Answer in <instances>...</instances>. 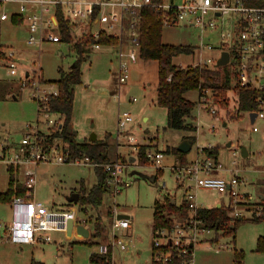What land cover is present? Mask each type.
<instances>
[{
    "label": "built area",
    "instance_id": "1",
    "mask_svg": "<svg viewBox=\"0 0 264 264\" xmlns=\"http://www.w3.org/2000/svg\"><path fill=\"white\" fill-rule=\"evenodd\" d=\"M148 7L160 10L163 27L183 24L199 28L202 36L195 46L198 60L193 66L220 69L222 75L229 77L230 85L225 98L212 88L198 90L200 108L203 105L211 115H218L220 105L229 106L230 91L235 93L236 102L239 100V87L252 90L256 102V109L239 110V115L242 113L251 120V114L256 113L254 122L251 121L253 125L260 116L264 117V0H0V23L9 22L18 26L14 25L13 19L21 18L22 24L29 29L26 44L31 48L40 50L47 43L69 44L74 48L76 44H81L88 51L86 56L90 52L107 54L109 61L115 65L119 93L129 81L131 65L141 59L140 25L143 11ZM60 10L70 26L72 41L64 40L59 22ZM205 33L209 36L205 37ZM4 46L0 53V69H6L11 76H15L26 59L18 51L19 48ZM224 52L229 53V60L219 66L217 64ZM37 71L39 75L32 78L26 72L21 84L23 89H31L33 99L37 101L41 115L38 124L27 125L19 140L0 136V164L14 179L15 189L21 183L32 195L31 198L18 194L14 196L10 204L12 220L8 227L9 240L20 245L63 242L74 236L84 240L86 238L78 234L77 226L82 224L87 227L91 236V225L76 219L77 202L68 201L61 208L53 209L35 199L38 167L42 163L68 162L103 167L109 174L111 192L113 195L120 193L122 187L130 185L124 179L125 170L138 163L139 159L140 144L129 133L135 117L129 111L118 114L115 160L100 164L92 162L88 156L73 159L65 138L60 134L64 116L53 113L48 105L50 97L59 95V87L53 82L41 80V68ZM132 100L137 101L136 98ZM211 129H216L215 125ZM257 129L252 127L253 131ZM122 148L130 150L129 154L123 152ZM212 148L211 145L199 148L198 154L202 157L188 165L178 163L170 166L177 182L183 185L191 215L177 219L169 230H153V245L160 250L154 258L162 264L171 263L176 253L183 257L184 264H195V246L202 241V235L213 231L205 228L198 216V211L203 207L195 194L198 189L214 190L227 198V204L222 199L218 207L225 205L228 208V224L239 219H254L264 213L259 195L241 191L244 180L239 176L238 168L230 169L231 180L221 175L222 171H227L224 165L218 158L204 153L205 149ZM230 149L234 157H244L239 145L231 144ZM146 154L147 167L162 169L165 151L152 149ZM232 165L236 166L237 160H233ZM112 212L114 218L110 238L107 243L99 245L97 252L107 255L111 249L113 258L117 249L128 250L130 242L119 233L131 229L132 225L128 218H120L116 209ZM70 221L73 222L71 235L68 234ZM1 228L3 224L0 223V234ZM51 233H61L63 236L53 240Z\"/></svg>",
    "mask_w": 264,
    "mask_h": 264
},
{
    "label": "rangeland",
    "instance_id": "2",
    "mask_svg": "<svg viewBox=\"0 0 264 264\" xmlns=\"http://www.w3.org/2000/svg\"><path fill=\"white\" fill-rule=\"evenodd\" d=\"M10 27L9 22L0 23V43L19 48L18 51L26 61L21 64L15 76H11L6 69H0V136L6 138L11 135L19 140L26 126L38 124L41 116L31 89L29 87L23 89L21 84L23 76L28 72L29 77H37L39 75L37 69L41 68L43 76L41 80H58L59 69L68 71L76 62L79 54L69 44L47 43L40 50L31 48L26 44L29 35L27 25ZM201 36L199 28L186 27L183 24L176 27H164L162 34L164 43L188 45L194 48L200 43ZM207 36L209 34L205 33V37ZM206 55L210 54L206 53ZM197 60L198 53L194 52L174 58V64L188 67L193 66ZM114 67V63L109 61V56L105 53L90 52L81 62V82L74 87V109L69 124V127L77 133L78 141L90 140L91 135L96 134L99 138L97 140L109 142V159L110 161L115 160L117 157L115 148L117 117L121 111H129L135 117L136 125L133 135L140 145L146 139L148 141L151 139L149 144L154 147L153 149L166 151L168 148H177L185 137L194 134L197 140L188 153L189 158L195 155L198 145L206 147L212 144L218 147V159L227 169L221 172L222 176L230 179L232 175L230 169L238 168L240 176L248 182L264 178L262 173H255L258 168H264V117L260 116L253 125L246 115L242 113L239 115L236 95L233 91L229 92V106L224 108L220 105L216 116L211 115L205 106L199 107L198 91L187 92L185 97L196 103L189 121L197 127L195 132H188L169 127L168 110L157 104L158 62L156 60L138 59L132 64L129 81L119 93H117ZM133 98L137 101L133 102ZM212 125H215L216 129H211ZM253 126L258 128L257 131L252 130ZM231 142L239 145L241 149L245 147L248 156L234 157L233 150L228 146ZM121 150L126 151L127 154L130 152L128 149L122 148ZM175 156L173 153L165 152L162 169H153L157 173L155 180L153 177L124 172V179L126 177L125 180L129 181L130 185L122 187L120 193L116 195H113L109 187L103 197V204L97 208L86 207L79 201L76 203V219L79 222L87 221L91 225L92 235L93 225L100 218L107 229V241L112 232L114 218L112 211L116 209L119 214L130 217L133 229L119 233V236L130 242L129 248L126 251L117 249L112 258L113 264H152V223L155 202L163 201L168 194L178 204L183 201V189L178 187L176 176L170 169ZM177 160L180 162L178 157ZM233 160H237L236 166L232 165ZM136 165H140L142 167L140 170L144 172L152 171V168H144L147 165L144 166L139 161ZM9 181V172L3 164H0V192L7 190ZM97 182L95 166L78 165L74 162L42 163L37 171L34 197L37 201L45 203L48 208L58 209L67 204L68 197L73 193L80 194L82 185L89 190ZM256 182L258 183L250 187L254 195H257V190L263 187L259 180ZM195 194L199 204L206 208L216 207L222 199L225 204L228 202L224 195L214 190L198 189ZM11 220L10 204L0 203V223L3 224L0 238V264H31L33 259L41 260L46 264H94L90 261V256L98 251L99 245L95 243L101 242L100 238L89 236L83 240L74 236L71 240L63 242L52 241L36 245L14 244L9 240L8 227ZM238 233L236 246L244 247L247 255L246 264H264V254L260 256L252 252L255 248L252 237L258 234L264 235V222L246 221ZM51 236L53 240H56L63 234L51 233ZM212 238H215L214 231L201 236L202 241L195 246V262L198 247L202 244L211 245L209 239ZM215 244L214 248L226 252L235 245L231 236H222ZM231 256L229 254V259L232 261ZM213 257H216V254H211V259ZM261 257L263 260H260ZM221 263L227 264L226 258L221 261L211 260L208 264Z\"/></svg>",
    "mask_w": 264,
    "mask_h": 264
},
{
    "label": "trees",
    "instance_id": "3",
    "mask_svg": "<svg viewBox=\"0 0 264 264\" xmlns=\"http://www.w3.org/2000/svg\"><path fill=\"white\" fill-rule=\"evenodd\" d=\"M16 18V19H15ZM14 25L22 24L21 18L15 17ZM59 22L62 26L61 31L65 41H72V36L69 31L70 26L64 19L60 10ZM140 42H141V59L145 61L156 60L158 62V83H157V104L165 107L168 110V125L174 129L195 132L196 126L189 121L192 117V112L196 107V103L185 97L187 92L198 91L200 88H212L218 91L220 97L225 98L229 89L230 79L227 75H222L220 69H213L200 66L180 67L174 64V58L181 55L193 54L196 49L188 45H175L163 42V25L162 14L160 10L154 7H148L143 11L140 25ZM1 39V32H0ZM4 44L0 46V53L3 52ZM75 50L79 56L76 62L69 68L68 71L59 69L60 77L55 81H48L57 84L60 93L56 97H50L48 100L49 108L55 114L64 116L63 126L60 134L65 138L71 156L73 159L88 156L92 162L107 163L109 159V142L107 140H85L78 141L77 133L70 129L69 124L72 119L75 99V86L81 82V62L85 59L88 52L81 44L75 45ZM171 75V78L169 76ZM239 100L237 101L240 111H248L256 109L254 92L249 89L237 87ZM223 107H227L224 105ZM193 144L195 138L190 136ZM154 147L150 144L140 145L139 148V163L148 165L147 151ZM166 153L175 154L180 164L188 165L191 162L187 159L188 153H182L177 148L167 149ZM204 153L209 156L218 158V147L205 149ZM98 182L91 189H86L83 185L80 189L79 203L86 207L97 208L103 204V197L109 189V174L103 167H96ZM24 195L31 198L29 191L23 184L19 183L14 188V179L10 178L8 188L5 192H0V203L11 204L14 196ZM173 199L170 196H165L163 201H156L153 214V230L171 229L179 218L190 217L189 204L183 200L180 204L172 203ZM264 205V199H262ZM228 208L225 205L221 207L206 208L202 207L198 211V216L203 221V226L215 232V238L212 241H219L222 236H231L233 242L236 237L238 227L246 221L264 222V213L260 217L254 219H239L233 224H228L227 217ZM93 233L91 238L101 239L95 244L100 245L103 242H108L107 229L102 224L100 218L93 225ZM220 232H222L220 234ZM1 238V234H0ZM72 244V243H71ZM160 251L152 244L153 259L152 264H162L155 260V254ZM256 252L264 253V236L260 237L257 242ZM90 261L94 264H113L111 249L107 255H101L98 252H93L90 256ZM234 264H245V254L243 251L236 252ZM31 264H46L43 261L33 259ZM166 264H184L183 257L177 253L171 263Z\"/></svg>",
    "mask_w": 264,
    "mask_h": 264
},
{
    "label": "crops",
    "instance_id": "4",
    "mask_svg": "<svg viewBox=\"0 0 264 264\" xmlns=\"http://www.w3.org/2000/svg\"><path fill=\"white\" fill-rule=\"evenodd\" d=\"M10 26L12 27V28H15V26H13V25H11L10 24ZM10 27V28H11ZM157 88V87H156ZM135 125H136V122H134L130 127H129V133H132L133 134V129H134V127H135ZM197 128V127H196ZM70 129L72 130V128L70 127ZM197 130V129H196ZM11 136V135H10ZM192 137H194L195 138V142H196V140H197V137L196 136H194V134H192L191 135ZM12 137V136H11ZM188 137H190V135L189 136H187V137H185L182 141H181V143L184 141V140H187L188 139ZM97 139H99L98 137H97ZM96 139V140H97ZM151 139H149V141L146 139V141L143 143V144H149L151 141H150ZM180 143V144H181ZM142 143H141V145H143ZM179 144V145H180ZM231 144H232V142H231ZM178 145V146H179ZM209 145H211V146H213L212 144H209ZM208 145V146H209ZM208 146H206V147H208ZM228 146H229V144H228ZM231 146V145H230ZM229 146V147H230ZM192 147H193V145H192ZM205 146H202V145H198L197 146V151H196V153H195V155L193 156V157H191V158H189V155L187 154V159L190 161V162H192V161H194L195 159H197L198 157H202V156H199V154H198V150H199V148H204ZM215 146H213V148H214ZM127 149V148H126ZM158 149V148H157ZM159 150V149H158ZM191 150H192V148H191ZM190 150V151H191ZM189 151V152H190ZM124 152H126V151H124ZM188 152V153H189ZM248 156V155H247ZM246 156V157H247ZM178 163H180L178 160H177V156H175V158H174V162H173V164H178ZM172 164V165H173ZM140 168H142L140 165H136V163L134 164H132V165H130L126 170H125V173L128 171L129 173H133V174H135V175H137V174H141L142 176L144 175V177H150V178H152L153 177V180H155L156 178H157V176H156V172L155 171H153V169H152V171H148V172H144V171H142V170H140ZM144 168H147V169H150V167H144ZM145 171H147V170H145ZM256 172H258V173H262L263 175V177H264V168H262V169H257V170H255V173ZM154 175V176H151V175ZM232 174V173H231ZM240 176V175H239ZM125 179H126V177H125ZM232 179V175H231V178L229 179V180H231ZM242 179L244 180V184H242V186H241V191H243V192H248V193H251L252 192V190H251V186L253 185V184H257L258 182H256V180H259L262 184H263V187L262 188H260V190H257V195H259L260 197H261V199H264V178L263 179H253V181L250 183V182H248V181H246L243 177H242ZM249 184V185H248ZM178 187L179 188H181L182 187V189H183V200H185V194H184V188H183V185H181V184H179L178 183ZM243 187V188H242ZM168 196H170L175 202H177L170 194H168ZM224 201V200H223ZM218 205H219V203L217 204V206L216 207H218ZM119 215H125V214H119ZM124 218H128L129 219V221H130V223H131V225H132V227H133V224H132V222H131V219H130V217L127 215V217L125 216ZM245 223H243V224H241L239 227H238V230H237V233H236V237H235V240H234V247L232 248V249H230V250H228L227 252L226 251H219V250H222V249H219V250H217V248H214L215 247V242L214 241H212L213 240V238L212 239H209V241L212 243L211 245H201L200 247H198V250H197V252H198V254H197V258H196V262H195V264H203V263H205V264H208V263H211V260H218V261H221V260H223V259H225L226 258V260H227V264H234L235 262V254H236V252H240V251H243V253L245 254V260L247 259V255H246V251H245V249H244V247H241V248H238V246H236V243H237V235L239 234L238 233V231L240 230V228L244 225ZM131 229H133V228H131ZM153 229V228H152ZM264 235H262V234H258L257 236H254V237H252V241L254 240V242H255V248L252 250V252L253 253H256V254H260V256L262 255V254H264V253H259V252H256V247H257V242H258V239L260 238V237H263ZM206 240H208V238H206ZM200 252V253H199ZM211 254H216V257H213L212 259H211ZM229 254H231L232 256V261L229 259ZM260 260H263L262 259V257L260 258ZM41 261V260H40ZM221 264H223V263H221ZM245 264H246V262H245Z\"/></svg>",
    "mask_w": 264,
    "mask_h": 264
},
{
    "label": "water",
    "instance_id": "5",
    "mask_svg": "<svg viewBox=\"0 0 264 264\" xmlns=\"http://www.w3.org/2000/svg\"><path fill=\"white\" fill-rule=\"evenodd\" d=\"M229 60V53L228 52H224L222 58L219 60L218 64L219 66L221 65H225ZM256 118V113H252L251 114V121L254 122ZM91 140L95 141L97 139V135L96 134H92L91 135ZM193 142L190 139L184 140L178 147V151L182 152V153H188L191 148H192ZM231 145V143H229V146ZM242 154L244 157H246L248 155L247 149L245 147H242ZM144 176V175H143ZM80 198V194L75 192L73 193L71 196L68 197V201L69 202H78ZM173 204H175V201H172ZM127 217V215H119L120 218H124ZM72 230H73V222L70 221L69 223V227H68V234L71 235L72 234ZM77 232L78 234L84 236L85 238H88L90 236V230L83 226L82 224L77 226Z\"/></svg>",
    "mask_w": 264,
    "mask_h": 264
}]
</instances>
